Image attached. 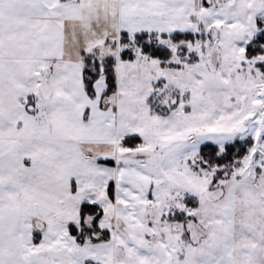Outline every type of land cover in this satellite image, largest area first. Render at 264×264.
I'll return each instance as SVG.
<instances>
[{"label": "snow or ice", "instance_id": "obj_1", "mask_svg": "<svg viewBox=\"0 0 264 264\" xmlns=\"http://www.w3.org/2000/svg\"><path fill=\"white\" fill-rule=\"evenodd\" d=\"M0 264H264V0H0Z\"/></svg>", "mask_w": 264, "mask_h": 264}]
</instances>
